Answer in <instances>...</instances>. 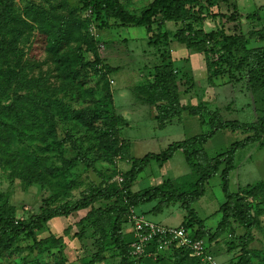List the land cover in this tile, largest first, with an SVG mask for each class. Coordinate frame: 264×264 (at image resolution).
Here are the masks:
<instances>
[{
  "label": "rangeland",
  "instance_id": "obj_1",
  "mask_svg": "<svg viewBox=\"0 0 264 264\" xmlns=\"http://www.w3.org/2000/svg\"><path fill=\"white\" fill-rule=\"evenodd\" d=\"M115 1L136 17L153 2ZM198 4L182 10L179 21L157 15L143 28L95 17L82 0H0V211L28 223L44 209L73 205L96 187H117L121 198L132 160L209 131L217 117L251 123L264 115V84L250 81L264 53L257 36L264 34V0ZM187 25L214 36L207 48L214 49L209 57L218 61L216 71L207 72L203 52L178 42ZM159 66L172 69L175 93L162 90L155 77ZM174 104L184 110L167 119ZM190 109L197 114L189 115ZM246 136L217 131L204 147L214 156ZM235 162L229 189L259 220L247 264H264V137L262 144L238 151ZM166 179L181 191L195 188L197 176L180 151L162 167L151 161L130 190L142 192ZM223 202L217 175L192 207L209 227L206 222H218ZM88 210L54 217L35 226L32 235L6 242L8 247L0 241V264H118L113 243L107 240L99 252V236L90 222H80ZM183 213L176 204L146 216L179 226ZM243 235L234 221L215 240L204 237L205 252L218 264H238ZM146 250L133 264H172L175 258ZM97 255L104 261L93 262Z\"/></svg>",
  "mask_w": 264,
  "mask_h": 264
},
{
  "label": "trees",
  "instance_id": "obj_2",
  "mask_svg": "<svg viewBox=\"0 0 264 264\" xmlns=\"http://www.w3.org/2000/svg\"><path fill=\"white\" fill-rule=\"evenodd\" d=\"M84 6L89 9L95 17L105 16L108 20L112 19L119 22L118 26H133L149 28L153 23L154 17L161 15L164 20L179 21L182 19V10H191L194 6H199L200 0H153L148 9L145 10L141 17L133 16L124 11L115 0H82ZM211 3L212 0H207ZM7 5V4H6ZM4 5V8L6 7ZM194 10V9H193ZM192 10V11H193ZM146 30V29H145ZM260 41H264V34L257 35ZM214 38L213 35H207L203 30L194 31L191 25L178 35L179 43L186 47L194 48L205 54V65L207 72L216 71L217 60L209 57L207 42ZM264 52V51H262ZM156 79L162 85V90L167 94H173L177 91V85L174 79V73L168 66H159L156 69ZM250 81L255 84H264V53L259 61L250 70ZM254 74V75H253ZM254 90V87H252ZM183 107H177L175 104L169 108L167 119L179 116ZM195 109L189 111V115H196ZM218 124L211 125L210 130L200 134L193 135L183 140L174 141L159 152H147L142 157L132 160L130 169L125 173L124 196L118 197L114 187L109 191L105 187H96L91 194L78 198L71 206L53 207L44 209L41 214L31 217L28 223L13 219L12 215L6 211H0V241L5 242V247L11 244L21 234L26 236L32 235L35 226L46 223L54 217H67L72 213L87 209L89 210L81 218L80 222H90L93 233L98 235L99 252L103 251L104 243L107 240L113 243L114 248L120 252L121 259L118 264H133L131 260L130 244L133 241L132 226L129 221L130 208H138L140 205L155 203L148 213H159L164 208L171 205L179 204L185 214L180 225L189 231L194 239L207 237L208 241L215 240L227 229L231 228L232 222H236L239 227L244 229L242 237L243 247L238 264H247L248 244L253 241L252 229L259 225L258 218L251 213L250 206L246 205L239 193L231 192L229 189V175L237 166L236 154L250 144H262L264 137V115L255 122L244 123L238 120H224L217 117ZM240 130L247 134L241 140L232 142L229 147L214 156H209L205 150V145L217 131ZM176 151H180L186 162L189 172L193 171L197 179L194 183L195 188L191 191H181L173 187L169 179L162 183L154 185L142 192L132 193L130 188L137 175L142 172L147 165L153 161L160 167L170 160ZM87 162V159H82ZM219 175L221 190L224 196V202L219 206L216 214L220 218L214 228L205 227V219L198 216L192 204L202 197L205 193V185L209 180ZM171 184V185H170ZM110 201L105 206L95 207L96 201ZM144 214V213H142ZM232 220V221H231ZM129 224L131 231L125 233L124 228ZM10 236V237H9ZM2 238H5L4 240ZM157 239V238H156ZM155 239V240H156ZM154 240V241H155ZM152 241L148 250H155V242ZM7 242V243H6ZM163 252L174 253L172 264H201L199 258L193 259L189 256V251L184 248L171 247ZM99 254V253H98ZM104 257L97 255L93 262H101Z\"/></svg>",
  "mask_w": 264,
  "mask_h": 264
},
{
  "label": "built area",
  "instance_id": "obj_3",
  "mask_svg": "<svg viewBox=\"0 0 264 264\" xmlns=\"http://www.w3.org/2000/svg\"><path fill=\"white\" fill-rule=\"evenodd\" d=\"M129 221L133 231V241L130 244L131 260L148 255L147 247L155 242L154 251H164L175 247L189 251L190 257H196L203 264H218V262L205 252V242L202 239H194L189 231L181 226H167L151 221L142 213H136L134 208L129 210ZM153 251V252H154Z\"/></svg>",
  "mask_w": 264,
  "mask_h": 264
},
{
  "label": "crops",
  "instance_id": "obj_4",
  "mask_svg": "<svg viewBox=\"0 0 264 264\" xmlns=\"http://www.w3.org/2000/svg\"><path fill=\"white\" fill-rule=\"evenodd\" d=\"M143 34H146V30L144 31V33H142L141 35H143ZM143 36H146V35H143ZM236 168H237V166H236ZM152 203H147V204H144V205H140L138 208H136V212H138V213H145L144 215L146 216V214L148 213V211L153 207V205L152 206H150V207H148L147 209H145V208H142L143 206H145V205H151ZM164 210V209H163ZM142 211V212H141ZM147 217V216H146ZM149 219V218H148ZM151 220V219H150ZM151 221H153V220H151ZM154 222V221H153ZM207 224H209V227H211V228H213V223H214V225H215V222H213V223H208V222H206ZM131 231V226L129 225V224H127L126 225V227L124 228V232L125 233H127V232H130Z\"/></svg>",
  "mask_w": 264,
  "mask_h": 264
}]
</instances>
